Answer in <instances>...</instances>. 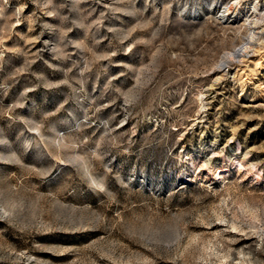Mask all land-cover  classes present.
<instances>
[{"label":"rangeland","instance_id":"374dc122","mask_svg":"<svg viewBox=\"0 0 264 264\" xmlns=\"http://www.w3.org/2000/svg\"><path fill=\"white\" fill-rule=\"evenodd\" d=\"M229 1L0 0V264H264V22L239 59Z\"/></svg>","mask_w":264,"mask_h":264},{"label":"bare ground","instance_id":"6f19581e","mask_svg":"<svg viewBox=\"0 0 264 264\" xmlns=\"http://www.w3.org/2000/svg\"><path fill=\"white\" fill-rule=\"evenodd\" d=\"M234 2H235L234 0L229 1L225 5V7L221 10V12L219 13L218 18L220 20H222L223 22H228L229 20H232L233 22H241V25H244L246 27L247 32H248V33L246 32L247 33L246 40L234 52V56H237L239 59L244 60V54L251 47V43H250L251 40H253L259 33L258 30H255L256 28L259 27L257 25L260 22H264V7L261 8V6L258 4V1H255V2H253V4H251V8L253 9L251 13H247L246 11L244 13L243 9L245 8V6H241V8H240L241 12L240 13L234 12V14H231L232 11L230 10V8ZM222 63L225 65L222 70H225L226 66L228 65V62L225 59V57L222 59ZM201 95H202V93H201ZM201 95H199L200 96L199 100H201L203 102L204 99H202L203 97ZM234 159H235V163H236L235 166H237L239 168L246 167L247 170L251 169V167L245 166V163L242 160H240L239 158H237V156H235ZM203 163H205V162L203 161ZM193 166H195V163H193ZM253 169H254L253 171H254L255 177L258 178L260 176V172L256 168H253ZM208 170H209V173L211 175H213L217 178H221V179L224 178L225 173L228 172V169L219 168V167H217L215 169L210 167V168H208Z\"/></svg>","mask_w":264,"mask_h":264}]
</instances>
